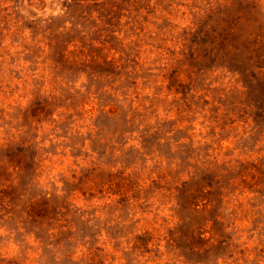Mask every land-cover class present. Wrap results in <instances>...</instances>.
Instances as JSON below:
<instances>
[{
  "label": "rangeland",
  "instance_id": "rangeland-1",
  "mask_svg": "<svg viewBox=\"0 0 264 264\" xmlns=\"http://www.w3.org/2000/svg\"><path fill=\"white\" fill-rule=\"evenodd\" d=\"M0 264H264V0H0Z\"/></svg>",
  "mask_w": 264,
  "mask_h": 264
}]
</instances>
